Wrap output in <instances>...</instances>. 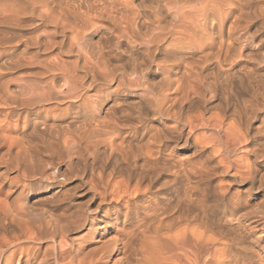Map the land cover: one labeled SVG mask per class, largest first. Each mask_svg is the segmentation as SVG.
<instances>
[{
    "label": "bare ground",
    "instance_id": "bare-ground-1",
    "mask_svg": "<svg viewBox=\"0 0 264 264\" xmlns=\"http://www.w3.org/2000/svg\"><path fill=\"white\" fill-rule=\"evenodd\" d=\"M263 4L0 0V264H264V197L188 158L207 140L200 170L227 173L253 129L244 171L264 190Z\"/></svg>",
    "mask_w": 264,
    "mask_h": 264
},
{
    "label": "rangeland",
    "instance_id": "rangeland-1",
    "mask_svg": "<svg viewBox=\"0 0 264 264\" xmlns=\"http://www.w3.org/2000/svg\"><path fill=\"white\" fill-rule=\"evenodd\" d=\"M262 6H264V4L262 5ZM260 15V18L262 17V19H260L259 17H257V21H256V19H254L253 20V23H251L250 24V26H249V28L248 29H257L258 27H259V24H261L262 25V28L261 29H263V25H264V13L263 14H259ZM258 14H257V16H259ZM262 15V16H261ZM259 18V19H258ZM258 25V26H257ZM260 25V26H261ZM260 28V27H259ZM254 50L252 47H249L248 48V50ZM245 56V55H244ZM244 56H242V57H244ZM241 57V61H244V60H246V62H247V60H249V58L247 59V57H244V58H242ZM243 59V60H242ZM264 76V75H263ZM262 79H264V78H262ZM225 93V94H224ZM223 94L224 95H226L225 96V99L227 98V96L229 95L228 94V92L227 91H225ZM223 94H221L220 96L223 98V100H222V98L220 97V99H219V103L218 102H216L217 103V105H216V108L215 109H212L211 111L213 112V113H215V114H220L221 113V111H223L224 112V110H225V108H224V101H225V99H224V95ZM260 101V100H259ZM260 102H262V101H260ZM221 106H220V105ZM220 107H219V106ZM230 105V104H229ZM228 107V109L230 110V106H227ZM218 109H222V110H218ZM211 111H209L210 113H212ZM214 111H216V112H214ZM218 111V112H217ZM208 111L205 113L206 114V117L207 116H210L211 114L209 113ZM220 112V113H219ZM227 112V113H226ZM209 113V114H208ZM212 113V114H213ZM226 113V114H225ZM225 113H224V115H225V122L226 123H229V122H232V116H230L229 115V113H230V111H225ZM230 119H231V121H230ZM255 125H256V123L255 122H253V124H252V127L255 129ZM223 128H225V127H222L221 129H223ZM237 128H238V125H237ZM241 128H242V130H240V127H239V134H240V136H241V138H240V136H239V139L241 140L242 138H243V136H244V138L246 139V137H247V139H246V142L244 143L243 142V140H244V138L241 140V142L242 143H240L241 145H239V146H237V150L234 152V153H232V154H230V156L228 157V159L230 160V161H232V167H231V169H229L228 170V172L227 173H221L220 171V168H218L217 166L213 169V170H211V171H209V172H207L206 173V170H200L201 169V167H200V165H202V166H206V164H205V161H206V163H207V161L209 162V163H207V164H209V165H214L215 166V164H214V162H215V160H212L211 159V156L212 155H215V156H217L219 153H220V149L219 148H217V149H215V151H214V153H213V151L211 150L212 148L210 147L211 146V144H209L208 143V141L207 140H205V141H203L202 139V141L201 142H203V150H202V152L200 153V156L199 155H194V156H188V158H189V160H190V164H192V165H194V166H196V169L194 170V172H198L197 174L198 175H200V172H201V175L202 176H208V178H209V184L211 185L210 187L212 188L213 187V189L215 188V187H218V184H221V186H223L224 185V189H226V190H228L229 191V193H238V194H240L242 197L244 196V197H246L247 195L248 196H252V197H254V199H255V202L256 203H259L261 200H263V197H264V194H263V192H264V190L263 189H259V191H258V189H257V179H258V177L257 178H255L256 180L255 181H253L252 179V177H251V173H248L249 174V176H247L248 174H247V172L246 171H244V170H246V166H247V163H249V162H251L252 160H253V157L251 156V155H248L247 156V154H245V153H247V151L246 150H249L250 149V147L251 146H254V147H258L257 145H258V143L256 142V140H255V138L254 137H252V135H253V132H255L253 129H251L247 134L245 133V128H243L242 126H241ZM214 129L215 130H217L218 128H216L215 126H214ZM223 130H225V129H223ZM211 131H214V130H212L210 127H202V128H200L199 130H198V133L199 134H206V136L211 132ZM242 133H243V135H242ZM246 135V136H245ZM206 142V143H205ZM205 143V144H204ZM207 144V145H206ZM176 147H175V149H174V151H173V156L174 157H178V156H182V157H185V156H187V155H189V152H188V146H187V144L186 145H182V143L181 142H179L178 144H176L175 145ZM201 146H202V143H201ZM211 148V149H210ZM245 150V151H244ZM218 151V152H217ZM215 153H217V154H215ZM242 155V156H241ZM208 156V157H207ZM246 156V157H245ZM192 157V158H191ZM247 162V163H246ZM244 163V164H243ZM256 163L257 164H259V160L258 159H256ZM246 165V166H245ZM188 167H190V166H188ZM197 167H199V168H197ZM191 169V168H190ZM233 169H240L241 171L240 172H242L243 171V174L242 175H246V177L245 176H241V178L243 177V179H241L240 178V176H239V178L241 179H239V178H237L238 176H236V178L234 177V179H235V181H233L234 179H233V177H231V175H233V173L235 172ZM98 170V169H97ZM97 170H95V173L97 172ZM192 170V169H191ZM99 171H100V169H99ZM106 171V172H105ZM108 171V172H107ZM89 173V174H88ZM107 173H109V170H107V169H105L104 170V177L106 178L107 177ZM91 174H90V171L89 170H86L85 171V174L83 175V180H85V178L86 179H91L92 178V176H90ZM192 175H193V173L191 172H189V178H190V180H193L194 178L192 177ZM88 176H89V178H88ZM91 177V178H90ZM95 177V176H94ZM93 177V178H94ZM123 176L122 175H119V174H113V176L111 177L112 178V180H120L121 178H122ZM192 177V178H191ZM247 177H249V178H247ZM93 178H92V180H90V182L91 181H94V182H92V183H90V184H92V185H95V184H98V186H97V188H98V190L100 189H102V186H103V183H100L97 179V176L94 178V180H93ZM97 178V179H96ZM248 179H250L249 180V182H248ZM111 180V181H112ZM240 181H241V183H240ZM219 182H222V183H219ZM245 182V183H244ZM79 183V181H78V179L77 178H75L74 179V181H72L71 183H69L67 186L68 187H71V186H74V185H77ZM93 183H95V184H93ZM223 183H225V184H223ZM230 183V184H229ZM101 184H102V186H101ZM217 184V185H216ZM227 184H229V185H227ZM225 186H228V187H225ZM96 187V186H95ZM77 194V193H76ZM34 200H36V199H38V198H40L39 196H35L34 195ZM77 198V195H75V199ZM87 199H88V197L86 196V197H84L83 199H81L80 201L81 202H83L84 201V203L87 201ZM258 201V202H257ZM246 224V223H245ZM247 228V227H246ZM260 231V232H259ZM252 232H253V234H255V236H256V239L257 240H259V241H261L262 239H263V234H262V232H261V230L260 229H258V228H255V229H253L252 230ZM255 232V233H254ZM258 233V234H257ZM262 234V235H261ZM217 236V235H216ZM261 238H260V237ZM218 237V236H217ZM219 238V237H218ZM258 241V242H259ZM244 245V244H243ZM234 248H235V246H234ZM232 252H235V250L234 251H232Z\"/></svg>",
    "mask_w": 264,
    "mask_h": 264
}]
</instances>
